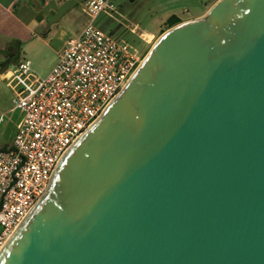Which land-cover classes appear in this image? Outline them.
<instances>
[{"label":"water","instance_id":"water-1","mask_svg":"<svg viewBox=\"0 0 264 264\" xmlns=\"http://www.w3.org/2000/svg\"><path fill=\"white\" fill-rule=\"evenodd\" d=\"M0 264H264V0L166 30Z\"/></svg>","mask_w":264,"mask_h":264},{"label":"built area","instance_id":"built-area-1","mask_svg":"<svg viewBox=\"0 0 264 264\" xmlns=\"http://www.w3.org/2000/svg\"><path fill=\"white\" fill-rule=\"evenodd\" d=\"M84 13L88 23L68 40L45 78L37 77L27 60L0 73L14 93L11 112L22 115L13 144L0 150V249L45 191L66 149L122 92L141 63L131 44L95 25L102 14L117 20L110 0H88ZM134 29L129 31L140 38Z\"/></svg>","mask_w":264,"mask_h":264},{"label":"rangeland","instance_id":"rangeland-1","mask_svg":"<svg viewBox=\"0 0 264 264\" xmlns=\"http://www.w3.org/2000/svg\"><path fill=\"white\" fill-rule=\"evenodd\" d=\"M219 0H110L118 9L117 20L102 14L95 25L121 41L131 44V50L140 59L148 55L152 46L166 29L164 23L172 16H178L182 21H190L206 14ZM206 11V12H205ZM204 14V15H205ZM85 17L84 22L87 23ZM123 23V24H122ZM136 27V28H135ZM134 29L140 34L131 42L133 34L129 29ZM65 39L52 38L45 42L44 36L36 35L29 40L28 33L24 32L15 40L10 34L0 36V45L7 49L13 47L15 41L19 44V59L31 63L32 72L40 78H45L56 64L60 51L65 48L71 38L76 37L78 27H69ZM41 35V36H40ZM29 41V42H28ZM67 41V42H66ZM66 42V43H65ZM22 43V44H20ZM2 56H0V60ZM140 63V64H141ZM11 67V65L9 66ZM14 93L6 81L0 80V150L12 145L16 136V126L22 119L20 111L11 112L13 108Z\"/></svg>","mask_w":264,"mask_h":264},{"label":"crops","instance_id":"crops-1","mask_svg":"<svg viewBox=\"0 0 264 264\" xmlns=\"http://www.w3.org/2000/svg\"><path fill=\"white\" fill-rule=\"evenodd\" d=\"M87 1L0 0V36L10 34L15 40H18L22 31V33H28L29 40L41 34L44 36L43 41L45 42L52 38L63 41L65 35L68 34L67 29L69 27H78L76 31V36H78L88 23V21L87 23L84 22L85 17H87L84 13V4ZM9 49H17L18 53L20 51L19 44L16 41L13 47ZM9 49L0 45V53Z\"/></svg>","mask_w":264,"mask_h":264},{"label":"flooded vegetation","instance_id":"flooded-vegetation-1","mask_svg":"<svg viewBox=\"0 0 264 264\" xmlns=\"http://www.w3.org/2000/svg\"><path fill=\"white\" fill-rule=\"evenodd\" d=\"M126 35L132 38L130 40L131 42H134L136 40L137 35L135 34L131 35V34H128V32H126ZM17 53H18L17 49H9V50H6L0 53V56H2V59L0 60V72L5 69V66L8 63H11L13 60L16 59Z\"/></svg>","mask_w":264,"mask_h":264},{"label":"trees","instance_id":"trees-1","mask_svg":"<svg viewBox=\"0 0 264 264\" xmlns=\"http://www.w3.org/2000/svg\"><path fill=\"white\" fill-rule=\"evenodd\" d=\"M182 20L175 15L170 16L166 22L164 23V25L166 26V29L164 31H162V33H164L166 30L170 29L171 27L181 23ZM1 73V72H0Z\"/></svg>","mask_w":264,"mask_h":264},{"label":"bare ground","instance_id":"bare-ground-1","mask_svg":"<svg viewBox=\"0 0 264 264\" xmlns=\"http://www.w3.org/2000/svg\"><path fill=\"white\" fill-rule=\"evenodd\" d=\"M1 250V249H0Z\"/></svg>","mask_w":264,"mask_h":264}]
</instances>
